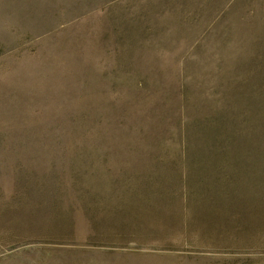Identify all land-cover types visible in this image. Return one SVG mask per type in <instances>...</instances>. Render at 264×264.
I'll list each match as a JSON object with an SVG mask.
<instances>
[{
  "label": "rangeland",
  "instance_id": "rangeland-1",
  "mask_svg": "<svg viewBox=\"0 0 264 264\" xmlns=\"http://www.w3.org/2000/svg\"><path fill=\"white\" fill-rule=\"evenodd\" d=\"M0 264H264V0H0Z\"/></svg>",
  "mask_w": 264,
  "mask_h": 264
}]
</instances>
